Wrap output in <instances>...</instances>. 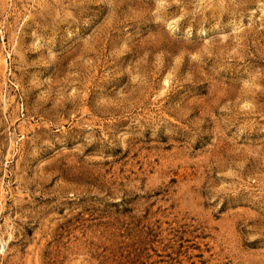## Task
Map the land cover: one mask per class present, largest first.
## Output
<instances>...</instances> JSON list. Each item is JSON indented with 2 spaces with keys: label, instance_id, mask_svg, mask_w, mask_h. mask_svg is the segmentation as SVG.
I'll use <instances>...</instances> for the list:
<instances>
[{
  "label": "rangeland",
  "instance_id": "374dc122",
  "mask_svg": "<svg viewBox=\"0 0 264 264\" xmlns=\"http://www.w3.org/2000/svg\"><path fill=\"white\" fill-rule=\"evenodd\" d=\"M0 264H264V0H0Z\"/></svg>",
  "mask_w": 264,
  "mask_h": 264
}]
</instances>
